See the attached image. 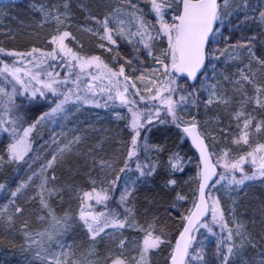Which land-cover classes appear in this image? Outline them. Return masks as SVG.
Segmentation results:
<instances>
[{
    "label": "snow or ice",
    "instance_id": "6c2138e0",
    "mask_svg": "<svg viewBox=\"0 0 264 264\" xmlns=\"http://www.w3.org/2000/svg\"><path fill=\"white\" fill-rule=\"evenodd\" d=\"M0 253L264 264V0H0Z\"/></svg>",
    "mask_w": 264,
    "mask_h": 264
},
{
    "label": "rangeland",
    "instance_id": "374dc122",
    "mask_svg": "<svg viewBox=\"0 0 264 264\" xmlns=\"http://www.w3.org/2000/svg\"><path fill=\"white\" fill-rule=\"evenodd\" d=\"M15 9H12V10H9V13L8 14H10V13H12V11H14ZM7 22H8V20H4L3 21V23H5V24H7ZM9 259H12V257H8ZM3 259H5V256H4V253H0V260H3Z\"/></svg>",
    "mask_w": 264,
    "mask_h": 264
},
{
    "label": "trees",
    "instance_id": "16d2710c",
    "mask_svg": "<svg viewBox=\"0 0 264 264\" xmlns=\"http://www.w3.org/2000/svg\"><path fill=\"white\" fill-rule=\"evenodd\" d=\"M9 15H10V16H16V15H17V11L14 10V11H12V13H10ZM9 23H12V25L15 26L14 22H12V21H10V20H8L7 24H9Z\"/></svg>",
    "mask_w": 264,
    "mask_h": 264
}]
</instances>
